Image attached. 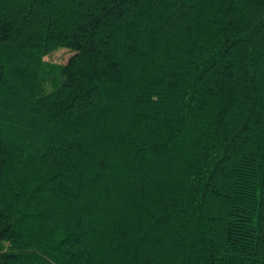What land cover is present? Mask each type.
Instances as JSON below:
<instances>
[{"label": "trees", "instance_id": "16d2710c", "mask_svg": "<svg viewBox=\"0 0 264 264\" xmlns=\"http://www.w3.org/2000/svg\"><path fill=\"white\" fill-rule=\"evenodd\" d=\"M0 264H264V0H0Z\"/></svg>", "mask_w": 264, "mask_h": 264}, {"label": "rangeland", "instance_id": "374dc122", "mask_svg": "<svg viewBox=\"0 0 264 264\" xmlns=\"http://www.w3.org/2000/svg\"><path fill=\"white\" fill-rule=\"evenodd\" d=\"M73 54L69 49L60 48L45 56L44 60L49 64L58 66L65 64Z\"/></svg>", "mask_w": 264, "mask_h": 264}]
</instances>
